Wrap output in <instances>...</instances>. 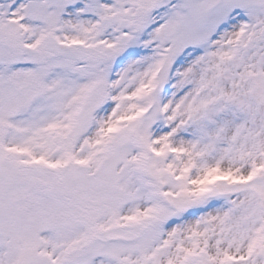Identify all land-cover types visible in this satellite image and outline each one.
Masks as SVG:
<instances>
[{"label": "snow or ice", "instance_id": "6c2138e0", "mask_svg": "<svg viewBox=\"0 0 264 264\" xmlns=\"http://www.w3.org/2000/svg\"><path fill=\"white\" fill-rule=\"evenodd\" d=\"M0 264H264V0H0Z\"/></svg>", "mask_w": 264, "mask_h": 264}]
</instances>
